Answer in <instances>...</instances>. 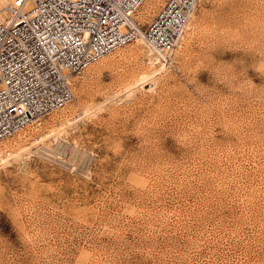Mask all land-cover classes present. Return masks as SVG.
Returning a JSON list of instances; mask_svg holds the SVG:
<instances>
[{
	"label": "rangeland",
	"instance_id": "obj_1",
	"mask_svg": "<svg viewBox=\"0 0 264 264\" xmlns=\"http://www.w3.org/2000/svg\"><path fill=\"white\" fill-rule=\"evenodd\" d=\"M147 51L0 143V264H264V0H201L171 60Z\"/></svg>",
	"mask_w": 264,
	"mask_h": 264
},
{
	"label": "built area",
	"instance_id": "obj_2",
	"mask_svg": "<svg viewBox=\"0 0 264 264\" xmlns=\"http://www.w3.org/2000/svg\"><path fill=\"white\" fill-rule=\"evenodd\" d=\"M146 1L13 0L1 10L0 143L64 109L77 77L140 37L153 59L171 60L201 0H167L143 29Z\"/></svg>",
	"mask_w": 264,
	"mask_h": 264
},
{
	"label": "bare ground",
	"instance_id": "obj_3",
	"mask_svg": "<svg viewBox=\"0 0 264 264\" xmlns=\"http://www.w3.org/2000/svg\"><path fill=\"white\" fill-rule=\"evenodd\" d=\"M1 1V3L3 4V5H5V6H7V5H9L13 0H0ZM8 7V6H7ZM4 9V8H3ZM194 15V14H193ZM193 15L191 16V18L193 17ZM191 21V20H190ZM190 24V23H189ZM189 26V25H188ZM138 40H143V42L145 43V40H144V38L143 37H140V38H138ZM147 54L150 56V61H152V62H161V60H159V58L158 57H155L154 59L151 57L153 54L150 52V50H148L147 51ZM111 55V54H110ZM109 56V55H108ZM107 57V56H106ZM153 60H152V59ZM152 64H154V63H152ZM152 77V75H150V74H144L143 76H142V80H149L150 78ZM146 82V81H145ZM141 83H142V81H141Z\"/></svg>",
	"mask_w": 264,
	"mask_h": 264
}]
</instances>
